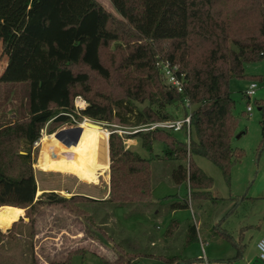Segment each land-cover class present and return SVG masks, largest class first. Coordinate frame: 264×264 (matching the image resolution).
Segmentation results:
<instances>
[{
    "label": "trees",
    "instance_id": "16d2710c",
    "mask_svg": "<svg viewBox=\"0 0 264 264\" xmlns=\"http://www.w3.org/2000/svg\"><path fill=\"white\" fill-rule=\"evenodd\" d=\"M110 2L118 16L96 0H30L17 23L4 24L0 20V31L8 25L17 32L0 84L27 85L25 105L23 97L17 117L8 124H0L8 125L0 126V211L34 208L44 197L50 203L58 204L72 203L81 198L120 206L151 203L155 200L154 164L160 161H176L172 182L176 185L188 182L191 200L212 201L220 209L227 204L228 200L214 196L212 179L196 165L193 157L210 160L220 168L227 182H230L231 170L244 158L243 150L233 147L237 121L231 114L235 102L229 81L244 78L247 64L264 61V9L259 14L256 32H253L251 29L255 27L242 25L244 18L237 27L232 24L233 17L238 16L242 9L216 10L228 6L232 0ZM233 3L237 4V0ZM223 12H226L224 16ZM130 36L136 40L135 47L120 65L121 69L129 72L123 79L128 85L124 89V97L102 100L98 93L91 95L94 75L105 81L112 78L103 58L105 53L112 44ZM161 43L170 44L163 56L160 53L163 49L156 46ZM7 45L5 39V50ZM200 45H206L208 51L196 59L195 48ZM110 57L115 60L112 54ZM160 62L176 67L175 75L184 81L183 93L163 80L162 68L158 66ZM138 72L141 73L139 76ZM83 96L87 106L78 114L75 99ZM185 98L189 99L190 107L186 106ZM136 104L146 106L141 109ZM181 107L180 114L184 110V118L191 114L190 144L188 141L179 143L173 130L156 128L134 132L140 127L179 120L181 115L173 111ZM71 116L79 123L84 119L106 124L116 120L121 126L131 129L127 137L116 130L108 137L111 188L107 200L98 201L79 195L66 199L55 192H44L37 199L38 188L32 168L34 143L50 125L75 126ZM183 131L188 139L187 128ZM124 139H136L139 146L150 152L154 144L160 142L164 146L163 155L146 159L127 147ZM13 142H18L21 152H24L16 155L20 166L17 176L7 172L4 162L8 150L4 146ZM233 201H236L235 206L240 199L229 200L230 203ZM195 206L197 211L204 209L201 203ZM170 207L172 212L188 209L189 200L172 202ZM235 209L225 213L223 219L222 212V220L218 219L212 226L213 231H219L224 239H228L229 233L222 229V224ZM24 213L20 211L15 221ZM158 213L161 214L160 210ZM196 225L190 223L183 227L181 222L174 220L165 234L171 239L162 242L158 255L133 252V245L128 240L124 247L104 233L117 258L102 262L133 264L141 257H153L165 264H184L189 261L183 259V252L200 239L201 230ZM182 234L185 237L181 240L182 247H179L174 242ZM150 242L154 247L155 243Z\"/></svg>",
    "mask_w": 264,
    "mask_h": 264
},
{
    "label": "rangeland",
    "instance_id": "374dc122",
    "mask_svg": "<svg viewBox=\"0 0 264 264\" xmlns=\"http://www.w3.org/2000/svg\"><path fill=\"white\" fill-rule=\"evenodd\" d=\"M30 0H1L0 1V20L5 23H17L26 10ZM107 11L118 16L110 0H96ZM230 2L228 6H222L217 9L229 10L239 8L243 11L234 16L232 24L237 27L241 18L242 25L245 27H255L251 30L256 32L257 20L259 14L264 9V0L251 2L246 0H237V4ZM249 10H253L251 12ZM247 13L248 16H244ZM226 12H223L224 16ZM244 16V17H243ZM17 32L11 27L0 31V76L6 67L7 56L10 46L13 44ZM239 38V36H238ZM8 41V48L3 47L4 40ZM122 42L112 44L105 53L104 61L109 67L112 78L105 81L94 75L92 78L93 94H99L101 99H118L124 97V89L127 85L124 82V76L129 72L120 68L122 61L134 49L136 40L132 36ZM161 51V56L170 48V44H157ZM117 47V48H116ZM196 59H200L208 51L206 45H200L195 48ZM115 56V60L110 55ZM141 73L138 72L139 76ZM244 78H233L229 81V90L232 93L234 104L231 107V114L237 121V134L233 139V147L242 149L244 158L241 163L231 170L230 182H227L222 171L210 160L202 157H193L196 165L204 171L213 181L212 192L219 199L229 200L238 198L240 202H229L221 209L217 204L208 200H191L190 185L188 182L176 185L172 182V171L177 166L176 161L157 162L154 164V202L125 204L124 206L112 203L93 202L86 198H81L72 203H50L46 197L34 208H9L16 211L25 212L24 215L15 221L16 216L9 223L8 228H0V264H103L102 261H110L117 258L113 245L103 236L107 234L117 244L125 247V241L133 245V252L137 253L160 254L162 242L171 238L165 236L166 231L174 220L181 222V226H188L190 223L197 224L201 218L202 227L199 234L205 239L202 242H195L185 252V258L201 260L205 256L208 264H256V241L264 237V217L251 198L264 196V61L250 63L245 67ZM262 77V78H261ZM163 78V77H162ZM164 80V78H163ZM165 82V81H164ZM251 83L257 84L255 95L248 98L245 94ZM26 84H11L4 86L0 84V124H8L19 113V104L27 93ZM85 100L84 96L81 97ZM143 109L145 105L136 104ZM250 106L252 112L248 113ZM180 109L173 111L176 115L180 114ZM192 110L194 107L191 108ZM180 116L183 119L185 113ZM85 119L79 125L68 126L62 124L50 125L42 132L43 139L46 136H55L58 132L76 126H81ZM94 124L93 121H87ZM99 124V125H98ZM100 128L110 133L114 130L122 136L127 137L131 132L128 128L121 126L116 120L111 124L97 123ZM6 127L8 125H0ZM135 132V131H134ZM179 143H186L187 136L184 131L173 132ZM241 135L240 138H237ZM110 137V135L108 136ZM107 137V139H108ZM194 137V136H193ZM42 139V140H43ZM127 147L133 149L146 159H151L157 155L162 156L164 146L156 142L153 151H147L138 144L136 139H124ZM108 144V140H107ZM8 149L5 154L4 162L7 172L12 176H17L20 166L16 160L17 154L24 152L18 142L4 146ZM42 149V141L38 147L33 146L32 168L37 183V188L42 192H55L60 196L70 199L75 195L88 197L104 201L110 198L111 188V161L108 153L107 169L101 167V170H93L97 175L98 183L92 184L87 180H80L74 175L63 173H49L41 171L37 167L38 159ZM108 149V147H107ZM41 194V195H42ZM40 195V196H41ZM37 195V199H40ZM244 197V198H243ZM250 198V199H249ZM188 201L189 208L172 212L171 203L178 201ZM203 204V210L199 213L197 206ZM234 206V207H233ZM237 206V207H236ZM241 206V207H240ZM2 208V207H0ZM233 208L238 210L230 217L228 224H222L228 233H232L236 238L240 237L242 230L237 228L245 224H255V227H247L244 231L248 233L247 243L249 249L243 255V262H232V256L236 255V249L232 243L223 241L218 233L213 231L212 226L221 219L222 212H230ZM7 210V209H6ZM24 210V211H23ZM160 210L161 214L158 213ZM4 211V210H3ZM229 218V216H228ZM221 219V220H222ZM197 226V225H196ZM184 228H181V230ZM181 230H178L179 232ZM184 234L177 237L176 241L179 247H182ZM154 242V247L151 242ZM147 250V251H144ZM172 252V251H171ZM175 253V252H174ZM223 259V261H221ZM249 260V261H248ZM231 261V263H228ZM133 264H165L159 262L153 257H141L135 260ZM200 264V263H199Z\"/></svg>",
    "mask_w": 264,
    "mask_h": 264
},
{
    "label": "bare ground",
    "instance_id": "6f19581e",
    "mask_svg": "<svg viewBox=\"0 0 264 264\" xmlns=\"http://www.w3.org/2000/svg\"><path fill=\"white\" fill-rule=\"evenodd\" d=\"M81 105V104H80ZM99 125V124H98ZM85 120L81 138L76 145H66L56 136H45L37 167L49 173L71 174L80 180L98 183V177L93 170L107 169L109 132ZM42 192L37 191L40 196ZM16 214L15 210L0 211V228H8Z\"/></svg>",
    "mask_w": 264,
    "mask_h": 264
},
{
    "label": "built area",
    "instance_id": "2783aa9c",
    "mask_svg": "<svg viewBox=\"0 0 264 264\" xmlns=\"http://www.w3.org/2000/svg\"><path fill=\"white\" fill-rule=\"evenodd\" d=\"M158 66H160L162 68V73H163V77L166 81V83L168 85H171L172 87H174L179 93H183V83L184 81L182 79H179L176 75H175V71H176V67H171L170 64L168 63H158ZM257 89V84L256 83H251L249 85V87L247 88L246 91V96L248 98H251L252 96L255 95V91ZM185 104L187 107H190V102L188 98H185ZM81 104V105H80ZM87 106V103L84 99H82L81 97H77L75 99V110L78 114H80V112L85 109ZM248 113L252 112V108L250 106H248L247 108ZM73 121L76 123V125H79V122L76 121V119L71 116ZM87 121H90L88 119H85ZM187 128V133H188V144H190V130H191V114L187 115L185 118L181 119V120H177V121H172V122H165V123H157L152 125L151 127H140L138 129H134L135 132L137 131H146L149 129H156V128H162V129H167V130H173L174 132H180L183 131L184 128ZM43 135L41 136V138L39 140H37L34 143V146L38 147L42 141ZM257 248L259 251V259L260 261L264 264V237H262L258 244H257Z\"/></svg>",
    "mask_w": 264,
    "mask_h": 264
},
{
    "label": "crops",
    "instance_id": "0c3cea01",
    "mask_svg": "<svg viewBox=\"0 0 264 264\" xmlns=\"http://www.w3.org/2000/svg\"><path fill=\"white\" fill-rule=\"evenodd\" d=\"M117 16V15H116ZM109 153V152H108ZM110 193V192H109ZM230 199H232V198H230ZM229 199V200H230ZM237 200H238V198H236ZM250 199V198H249ZM228 200V201H229ZM253 203H254V205H256L257 206V208H258V211H260V213H261V215L264 217V196H262V197H259V198H251L250 199ZM241 207V206H240ZM236 210V209H235ZM237 210H238V208H237ZM236 210V211H237ZM199 213L201 212V211H198ZM234 213V212H233ZM21 215V214H20ZM231 216H233V214H230L229 215V218H227L226 220H225V222L223 223V225L224 224H228V222H229V219H230V217ZM246 223H249V221H247V222H245V224H243L242 226H240L239 228H237L236 229V231H238L239 229L240 230H242L241 231V233L239 234L240 235V237L239 238H236L235 237V235H233L232 233H229V235H230V237H229V235L227 234L228 233V230H225L224 228H223V225H222V229H224L227 233V235H228V239H224L222 236V240L224 241L225 240V242H230V243H232V245H233V247L236 249V255H234V256H232V262H243V255L244 254H246V252H247V250L249 249L248 247H249V244L247 243V235H248V233L246 232V231H244L245 229H247V227H255L254 225L255 224H246ZM201 227H202V222H201V218L199 219V220H197V228H198V230L200 229L201 230ZM252 229H254V228H252ZM202 233H203V230L201 231ZM199 242H202L203 244H204V242H205V237H204V234H203V238H202V236L200 235L199 236ZM262 238V237H261ZM261 238H259L257 241H256V243H255V252H256V257H255V261H256V264H263L261 261H260V259H259V251H258V248H257V244H258V242H259V240L261 239ZM204 241V242H203ZM189 248V247H188ZM187 248V249H188ZM187 249L183 252V259L184 260H186V261H189V262H186V263H184V264H208V260L207 261H205V256L203 257V259H201V260H193V259H188V258H185V252L187 251ZM221 261H223V259H221ZM249 261V260H248ZM228 263H231V261H228Z\"/></svg>",
    "mask_w": 264,
    "mask_h": 264
},
{
    "label": "water",
    "instance_id": "95a60500",
    "mask_svg": "<svg viewBox=\"0 0 264 264\" xmlns=\"http://www.w3.org/2000/svg\"><path fill=\"white\" fill-rule=\"evenodd\" d=\"M92 122V121H90ZM94 123V122H93ZM97 124V123H95ZM83 129L81 126L72 127L69 129L62 130L55 134V136L64 144L70 146V145H76L82 135ZM111 134V133H110ZM109 134V135H110ZM241 135H238L237 138H240ZM110 138V137H109ZM24 154V153H22Z\"/></svg>",
    "mask_w": 264,
    "mask_h": 264
}]
</instances>
